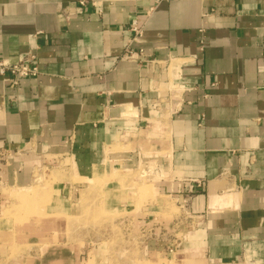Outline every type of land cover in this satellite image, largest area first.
Segmentation results:
<instances>
[{
    "label": "crops",
    "instance_id": "obj_1",
    "mask_svg": "<svg viewBox=\"0 0 264 264\" xmlns=\"http://www.w3.org/2000/svg\"><path fill=\"white\" fill-rule=\"evenodd\" d=\"M80 2L0 0V65L38 70L0 72L1 185L54 171L46 214L73 218L97 178L141 244L128 264H264V0ZM91 245L32 264H107Z\"/></svg>",
    "mask_w": 264,
    "mask_h": 264
},
{
    "label": "rangeland",
    "instance_id": "obj_2",
    "mask_svg": "<svg viewBox=\"0 0 264 264\" xmlns=\"http://www.w3.org/2000/svg\"><path fill=\"white\" fill-rule=\"evenodd\" d=\"M54 174V171H37L35 177L40 182L32 189L8 188L0 183V197L5 201L3 204L0 202V264H32L34 253H45L47 248L44 246L50 240L68 241L82 247L88 242L92 244L91 248L96 249L98 246L105 247L107 264H128L136 262L138 257L142 258L141 244L136 235L128 229L123 230L124 226H128L123 217L106 215L100 209L97 199L100 198L102 184L99 185L97 178L89 186L83 184L81 190L72 191L76 217L47 216L45 207L51 197ZM144 175L145 171L142 172ZM138 192L139 200L151 194L145 181ZM51 219L54 225H49ZM131 225L135 226V223ZM39 246L42 248L38 249Z\"/></svg>",
    "mask_w": 264,
    "mask_h": 264
},
{
    "label": "built area",
    "instance_id": "obj_3",
    "mask_svg": "<svg viewBox=\"0 0 264 264\" xmlns=\"http://www.w3.org/2000/svg\"><path fill=\"white\" fill-rule=\"evenodd\" d=\"M85 3H86V0H81L80 5L83 6ZM133 32L135 33V35L136 34L140 35L142 32V29L134 26ZM126 54L128 55V58L130 59H133V56L135 55V53L132 51H126ZM0 72H1V75H5L9 73L12 79V83L14 85H18L21 79L28 78V77H36L38 74V70L35 65L34 57H31L30 59L23 61L19 65H13L11 67L0 65ZM198 187H199V183H196V185L192 183L188 187L189 194L190 195L194 194ZM184 206H186V203H184V205H181L182 208Z\"/></svg>",
    "mask_w": 264,
    "mask_h": 264
},
{
    "label": "bare ground",
    "instance_id": "obj_4",
    "mask_svg": "<svg viewBox=\"0 0 264 264\" xmlns=\"http://www.w3.org/2000/svg\"><path fill=\"white\" fill-rule=\"evenodd\" d=\"M75 170V169H74ZM76 174V173H75Z\"/></svg>",
    "mask_w": 264,
    "mask_h": 264
}]
</instances>
